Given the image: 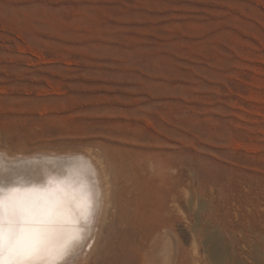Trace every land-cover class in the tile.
<instances>
[{
	"label": "rangeland",
	"instance_id": "obj_1",
	"mask_svg": "<svg viewBox=\"0 0 264 264\" xmlns=\"http://www.w3.org/2000/svg\"><path fill=\"white\" fill-rule=\"evenodd\" d=\"M0 148L106 155L85 264H264V0H0Z\"/></svg>",
	"mask_w": 264,
	"mask_h": 264
},
{
	"label": "bare ground",
	"instance_id": "obj_2",
	"mask_svg": "<svg viewBox=\"0 0 264 264\" xmlns=\"http://www.w3.org/2000/svg\"><path fill=\"white\" fill-rule=\"evenodd\" d=\"M43 149L12 151L0 148V204L6 197H11V203L16 209L6 223L11 222L12 227L20 235L26 236L25 242L35 250L37 258L31 261V264H85L99 249L100 241L104 239L107 243L109 239L105 232L112 216V207L117 206L113 172L109 171L106 165L104 153L81 148L77 151L70 148L71 151ZM78 157H83L93 164L96 179L99 181L100 195L96 197L91 218L87 221L80 220L73 226L72 239L65 247L62 244L66 239L68 222L62 217L43 211L46 194L24 193L44 184L50 174H65L69 164ZM68 202L71 203L70 198ZM227 236L229 242H240L233 231ZM176 251L178 255L182 254L180 244H177ZM213 258L219 264H228L227 261H222L219 254L215 253Z\"/></svg>",
	"mask_w": 264,
	"mask_h": 264
},
{
	"label": "clouds",
	"instance_id": "obj_3",
	"mask_svg": "<svg viewBox=\"0 0 264 264\" xmlns=\"http://www.w3.org/2000/svg\"><path fill=\"white\" fill-rule=\"evenodd\" d=\"M96 175L93 164L78 157L69 164L65 174H50L44 184L24 193L46 194L43 211L62 217L68 222L66 239L62 246L66 247L70 243L73 226L80 220H89L95 210L96 197L100 195Z\"/></svg>",
	"mask_w": 264,
	"mask_h": 264
},
{
	"label": "snow or ice",
	"instance_id": "obj_4",
	"mask_svg": "<svg viewBox=\"0 0 264 264\" xmlns=\"http://www.w3.org/2000/svg\"><path fill=\"white\" fill-rule=\"evenodd\" d=\"M0 210V264H31L37 258L35 250L25 242L26 236L20 235L12 227L11 222L6 223L16 211L11 197L5 198L0 204Z\"/></svg>",
	"mask_w": 264,
	"mask_h": 264
}]
</instances>
